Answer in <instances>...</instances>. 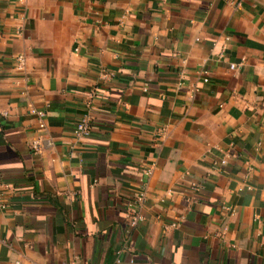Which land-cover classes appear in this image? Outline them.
I'll list each match as a JSON object with an SVG mask.
<instances>
[{"label": "crops", "instance_id": "obj_1", "mask_svg": "<svg viewBox=\"0 0 264 264\" xmlns=\"http://www.w3.org/2000/svg\"><path fill=\"white\" fill-rule=\"evenodd\" d=\"M70 261L264 264V0H0V264Z\"/></svg>", "mask_w": 264, "mask_h": 264}, {"label": "built area", "instance_id": "obj_2", "mask_svg": "<svg viewBox=\"0 0 264 264\" xmlns=\"http://www.w3.org/2000/svg\"><path fill=\"white\" fill-rule=\"evenodd\" d=\"M19 60V59H18ZM230 68H233V65L230 66ZM203 81H207L206 79H204ZM40 117L42 116V113L38 112L37 113ZM74 136L77 139H83L89 136L90 134V118L89 117H82L78 123L76 124L75 128H74ZM149 174V171H145L143 173L144 176H147ZM142 194L137 198L138 200H142ZM2 207H4V205H2ZM140 220V217L137 215L136 212L131 211L130 213V226L133 227L135 226L138 221ZM66 264H76L75 261H70Z\"/></svg>", "mask_w": 264, "mask_h": 264}]
</instances>
